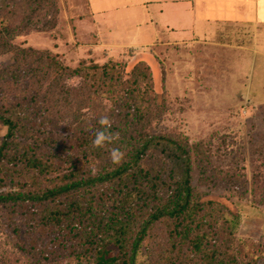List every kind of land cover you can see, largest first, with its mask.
Here are the masks:
<instances>
[{"label":"trees","instance_id":"1","mask_svg":"<svg viewBox=\"0 0 264 264\" xmlns=\"http://www.w3.org/2000/svg\"><path fill=\"white\" fill-rule=\"evenodd\" d=\"M6 43L2 53L15 52V65L0 68V124L7 127L0 142V208L11 209L2 224L7 235L0 264H22L17 255L26 257L24 264L49 261L42 247L50 232L51 249H71L90 264H135L158 226L167 244L150 264L262 263L263 244L248 246L233 236L239 213L217 212L221 201L202 191L206 182L240 184L243 164L226 176L211 174L212 154L196 150L187 137L155 132L153 120L166 98L148 63L72 68L47 50ZM70 77L79 78V87H65ZM102 115L120 139L94 148L89 128L99 129ZM111 148L125 153L120 165L112 164ZM261 152L251 159L252 186L264 183ZM53 172L54 186L33 191L22 183ZM207 210L217 213L204 215Z\"/></svg>","mask_w":264,"mask_h":264},{"label":"rangeland","instance_id":"2","mask_svg":"<svg viewBox=\"0 0 264 264\" xmlns=\"http://www.w3.org/2000/svg\"><path fill=\"white\" fill-rule=\"evenodd\" d=\"M140 4L139 0H6L0 4V21H4L0 22V68L15 65V52L2 53L6 41L47 50L72 68L109 61L148 63L156 90L166 98V108L155 115L153 129L180 140L187 137L196 150L212 154L211 174L226 176L243 164L238 172L246 175L240 184L225 182L215 187L206 182L202 191L207 198L221 201L217 212L239 213L233 234L238 243L264 245V183L252 186L251 164L264 151V140H260L264 137V28L225 25L209 37L186 32L168 39L157 30L156 10L146 11V16ZM6 132L7 127L0 124V142ZM255 143L262 146L260 150ZM197 172L192 175L198 188ZM55 178L56 172L44 173L41 181L22 183H31L27 188L39 191L54 186ZM17 185L12 189L18 190ZM10 211L0 208V243L6 239L2 224ZM217 212L207 210L204 215ZM48 236L53 237L51 232ZM48 238L43 240L48 247L42 249L51 259L41 264H90L71 249H51ZM166 244L158 226L143 250L153 261ZM4 251L0 245V256ZM25 258L17 255L18 263H26Z\"/></svg>","mask_w":264,"mask_h":264},{"label":"crops","instance_id":"3","mask_svg":"<svg viewBox=\"0 0 264 264\" xmlns=\"http://www.w3.org/2000/svg\"><path fill=\"white\" fill-rule=\"evenodd\" d=\"M139 1L145 13L156 10L157 30L168 39L186 32L207 35L225 25H250L254 30L255 26L264 28V0Z\"/></svg>","mask_w":264,"mask_h":264},{"label":"clouds","instance_id":"4","mask_svg":"<svg viewBox=\"0 0 264 264\" xmlns=\"http://www.w3.org/2000/svg\"><path fill=\"white\" fill-rule=\"evenodd\" d=\"M64 84L67 88H75L79 87L80 80L78 77H70L64 81ZM97 123L100 125L99 129L92 130L91 126L89 128V130L92 131V145L94 148H103L106 144H111L120 139L119 132L111 131L112 122L108 115L100 116ZM110 159L113 165H120L124 162L125 153L119 148H111ZM91 171L95 174L94 168L91 169ZM135 264H150L149 257L143 250L137 251Z\"/></svg>","mask_w":264,"mask_h":264}]
</instances>
